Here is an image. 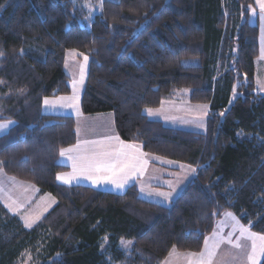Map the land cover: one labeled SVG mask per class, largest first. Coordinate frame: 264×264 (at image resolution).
Here are the masks:
<instances>
[{"label": "trees", "instance_id": "1", "mask_svg": "<svg viewBox=\"0 0 264 264\" xmlns=\"http://www.w3.org/2000/svg\"><path fill=\"white\" fill-rule=\"evenodd\" d=\"M74 1L0 0V122H15L0 137L1 167L57 200L33 228L0 202V264H162L173 249L201 252L226 213L264 235L261 29L249 10L255 1L91 0L102 12L90 28ZM69 50L90 57L85 115L113 113L123 141L196 167L170 206L141 198L137 185L117 194L58 182L70 171L60 152L77 144V123L42 107L46 98L71 94ZM230 58L231 68L216 79ZM238 82L240 96L229 107ZM183 90L190 102L210 105L204 133L144 113Z\"/></svg>", "mask_w": 264, "mask_h": 264}, {"label": "rangeland", "instance_id": "2", "mask_svg": "<svg viewBox=\"0 0 264 264\" xmlns=\"http://www.w3.org/2000/svg\"><path fill=\"white\" fill-rule=\"evenodd\" d=\"M254 1V5H252L249 10L250 23L252 25H258L261 29V52L260 57L257 61L258 88H256V91L259 93L261 91L264 92V16H262L261 14L259 4L256 2V0ZM74 2L80 17L81 25L83 27L90 28L95 17L101 14L102 4L96 3L91 0H75ZM229 2L231 3V0ZM252 10H255V14H253ZM234 53H236V44L233 48V54ZM85 56L87 55L79 52L78 50H69L67 52L65 60V71L70 78L71 94L46 98L50 102H54L55 107L52 106V103H50L48 106H45V104H43L42 107V110L45 114L68 115L74 117L75 120H78V129L81 139V142L79 144L81 152L91 151L92 149H99L100 147L99 145L85 144L84 141H105L107 137L116 136H118L119 139L122 140L117 132L115 125L111 127L105 124V127H103L100 121H97L98 124L96 122H92L93 120L90 118H86L85 114L82 112V97L85 90L90 66V57L87 56L88 59L85 62ZM232 62L233 59L230 58L228 59V62L225 63L224 67L220 66L219 70H216L215 72V78H222L223 75H225V73H227V71L231 68ZM192 63L196 64L198 63V61H192ZM81 66H84V81L82 84L79 83ZM74 81L76 82L79 99L76 107H68L67 101H61L60 98L73 96ZM189 93V90L179 91L176 95H174L173 98L165 100L160 108H148L152 110V114H149L146 111L147 109L144 113L150 120L161 121L170 128L204 133L207 129V119L210 113V105L194 104L190 102ZM239 96L240 93L238 82L231 89L228 106L230 107ZM62 104L64 105L63 107H61ZM77 108L79 109L78 112L76 110ZM0 125H7V128L3 132H0L1 137L9 132V130L15 125V122L5 121L0 122ZM125 143L135 145L140 150V152L145 154L143 156V160L147 161V164L143 167L142 174L140 172H137L135 175L129 176L127 181L134 180L135 177L139 176L147 184L148 182L152 181V185L162 186V188H155V192L153 193L147 190V196L150 198L149 200L151 202L164 206H170L178 198L187 184L192 181L197 175V169L192 165L145 153L140 144L129 142ZM107 144L115 147L117 146V141H107ZM107 144L105 146H107ZM60 163L71 165V161H68L66 156L61 157ZM147 170L155 172V175L146 177V172H148ZM76 177L84 178V176L82 175H77ZM78 183L85 184L86 186H92L90 181L89 183H85L82 181ZM169 185H171L172 187H169ZM109 188L111 187L109 186ZM161 192L170 193V198L166 200L163 196L157 195ZM143 195L146 196L145 193ZM0 202L5 205L12 214L18 216L22 220L24 225L26 221L31 223V227L27 228H33L34 226H36L42 220V218L47 215L52 210V208H54L55 204H57V200L52 194H42L40 192V189L35 185L7 175L1 167V163ZM227 214L228 213L224 214L222 218L217 221L214 232L219 233L220 235H223L225 237H227L229 233H232V240H239V243L242 245V247L235 248L226 242L221 243L220 247L216 251L215 256L211 260V264H250L247 256L251 251L252 242L246 237L241 238L239 230L233 232L234 222L230 218H228ZM232 216H234L236 220L239 221L240 225L249 228L252 233L257 234V236H264L263 234L253 232L250 226L244 225L241 222V219L234 214H232ZM221 224H223L222 228L220 227ZM213 233L206 239L212 237ZM257 243H259V241H257ZM129 245L130 243H127L126 246H123L124 248H126V250H128L130 249ZM188 254V252L183 253L179 252L176 249L174 251L173 249L169 257L162 264H195V259L189 257ZM258 261L259 264H261L263 259L258 258Z\"/></svg>", "mask_w": 264, "mask_h": 264}, {"label": "snow or ice", "instance_id": "3", "mask_svg": "<svg viewBox=\"0 0 264 264\" xmlns=\"http://www.w3.org/2000/svg\"><path fill=\"white\" fill-rule=\"evenodd\" d=\"M260 6L262 16H264V0H256ZM255 14V10H252ZM2 55V53H0ZM87 56L84 57L85 62ZM84 81V66L80 69V81ZM78 90L76 88V82H73V96L61 97V101H67L68 107H76L78 103ZM54 102H50L45 99L44 104L48 106ZM64 105L62 104L61 107ZM77 112L79 109H76ZM149 114H152L151 109L146 110ZM7 128V125H0V132H3ZM117 141V146L107 144V141ZM85 144L99 145V149H92L91 151L81 152L80 144L78 143L72 148L61 150L60 155L67 157L68 161H71L72 173L70 175H59L57 178L64 183H70L71 179H74L77 175L84 176L85 179H91L92 183L99 187L101 184L110 183L116 188H123L127 182L129 176L135 175L137 172L142 174L144 165L147 164L146 160H143L144 153L133 144H126L120 140L118 136L107 137L105 141H84ZM107 144V146H105ZM169 187H172L169 185ZM143 191V188L141 189ZM157 195L163 196L166 200L170 198V193H158ZM233 223V232L239 230L241 238H247L251 243V251L247 256L250 264H259L258 258L264 259V236H257L252 233L249 228L239 224L231 213L227 214ZM26 227H31V223L26 221ZM223 227V224L220 225ZM232 233H229L227 237L220 235L219 233H213V236L204 241V250L199 253H189L188 256L195 259V264H211L212 258L215 256L217 249L221 243H228L235 248H241L242 245L239 240L233 241ZM259 241V243H257ZM127 243L121 241V244L126 246ZM175 251V249H174Z\"/></svg>", "mask_w": 264, "mask_h": 264}, {"label": "crops", "instance_id": "4", "mask_svg": "<svg viewBox=\"0 0 264 264\" xmlns=\"http://www.w3.org/2000/svg\"><path fill=\"white\" fill-rule=\"evenodd\" d=\"M258 79H257V82H256V88H258ZM259 93H261V94H263L264 92H259ZM43 104H44V102H43ZM51 115H53V114H51ZM86 116V118H90V119H92L93 121L92 122H96L97 124H98V122L97 121H100L101 122V124L103 125V127H105V124H107L108 126H111V127H113L114 125H115V118H114V114L113 113H102V114H95V115H85ZM96 120V121H95ZM76 123H77V135H78V140H77V144L78 143H80L81 142V139H80V134H79V125H78V120L76 119ZM100 124V123H99ZM100 124V125H101ZM76 144V145H77ZM72 147H74V146H72ZM72 147H69V148H72ZM69 148H67V149H69ZM64 150H66V149H64ZM61 157L62 156H60V160H61ZM59 160V161H60ZM63 165H67V166H69L70 167V171H68V172H65V173H61V174H59V175H70L71 174V172H72V166L71 165H69V164H63ZM148 171V170H147ZM58 175V176H59ZM153 175H155V172H152V171H148V172H146V177H151V176H153ZM58 179V178H57ZM79 179H81V180H79ZM80 181H82V182H85V183H89V181H90V183L92 184V186L91 187H93V188H96V189H98V190H102V191H109V192H113V193H117V194H123V193H125L127 190H128V188L129 187H131L132 185H137L138 186V188H139V192H140V196H141V198H143V199H145V200H148V201H150L149 199V197L147 196V190L149 191V192H151V193H153V192H155V188H157V187H161L162 188V186H155V185H152V181L151 182H148V184L146 183V182H144L143 181V179L141 178V177H135V179L134 180H129V181H127L125 184H124V187L123 188H116L113 184H110V183H108V184H101L99 187H97L96 185H94L93 183H92V180L91 179H85V178H78V177H75L74 179H71V182L70 183H64L62 180H60V179H58V182L60 183V184H63V185H67V186H74V185H85V184H79L78 182H80ZM88 186H90V185H88ZM109 186L111 187V188H109ZM143 188V191H141V189ZM145 193V195L146 196H144L143 194ZM56 205V204H55ZM204 250V249H203Z\"/></svg>", "mask_w": 264, "mask_h": 264}]
</instances>
